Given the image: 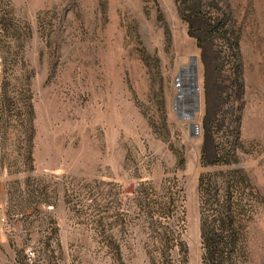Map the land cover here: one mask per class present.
<instances>
[{
	"label": "rangeland",
	"instance_id": "374dc122",
	"mask_svg": "<svg viewBox=\"0 0 264 264\" xmlns=\"http://www.w3.org/2000/svg\"><path fill=\"white\" fill-rule=\"evenodd\" d=\"M0 216L13 264H204V216L264 264V0H0Z\"/></svg>",
	"mask_w": 264,
	"mask_h": 264
},
{
	"label": "bare ground",
	"instance_id": "6f19581e",
	"mask_svg": "<svg viewBox=\"0 0 264 264\" xmlns=\"http://www.w3.org/2000/svg\"><path fill=\"white\" fill-rule=\"evenodd\" d=\"M193 72L194 61L189 65L182 66L178 78L180 92L178 97L176 98V109L178 111V114L183 116L184 118H190V114L192 113L197 103L194 97L198 94V89L192 86V83L194 81ZM193 88L194 91L192 90ZM190 102L194 105V108H192L191 110L189 109V107H191L192 105ZM187 111H189V115L185 114ZM193 129L197 130L198 126L195 125Z\"/></svg>",
	"mask_w": 264,
	"mask_h": 264
},
{
	"label": "trees",
	"instance_id": "16d2710c",
	"mask_svg": "<svg viewBox=\"0 0 264 264\" xmlns=\"http://www.w3.org/2000/svg\"><path fill=\"white\" fill-rule=\"evenodd\" d=\"M215 236V231L211 226L210 221L204 216L202 223V237L205 246V254L203 258L204 264H223L227 261V256L225 254L226 248L232 246V244L230 242L223 244L222 241H217ZM186 255L187 249L185 250V256Z\"/></svg>",
	"mask_w": 264,
	"mask_h": 264
},
{
	"label": "crops",
	"instance_id": "0c3cea01",
	"mask_svg": "<svg viewBox=\"0 0 264 264\" xmlns=\"http://www.w3.org/2000/svg\"><path fill=\"white\" fill-rule=\"evenodd\" d=\"M0 216V264H13V255L11 248L7 244L4 234V223Z\"/></svg>",
	"mask_w": 264,
	"mask_h": 264
},
{
	"label": "water",
	"instance_id": "95a60500",
	"mask_svg": "<svg viewBox=\"0 0 264 264\" xmlns=\"http://www.w3.org/2000/svg\"><path fill=\"white\" fill-rule=\"evenodd\" d=\"M194 61V72H193V76H194V78H193V83H192V86L193 87H196L197 89H199L198 88V79H197V57L196 56H192V62ZM193 91H194V88L192 89ZM195 99H196V101H197V103H196V106H195V108L193 109V111H192V113L190 114V118H192L193 117V115H194V111L195 110H197L198 109V107H199V94H197L195 97H194ZM193 125H197V124H192V128L194 127ZM198 126V125H197Z\"/></svg>",
	"mask_w": 264,
	"mask_h": 264
},
{
	"label": "built area",
	"instance_id": "2783aa9c",
	"mask_svg": "<svg viewBox=\"0 0 264 264\" xmlns=\"http://www.w3.org/2000/svg\"><path fill=\"white\" fill-rule=\"evenodd\" d=\"M1 220L3 221L4 219L2 218ZM29 259H30V260H32V257H31V256H29Z\"/></svg>",
	"mask_w": 264,
	"mask_h": 264
}]
</instances>
